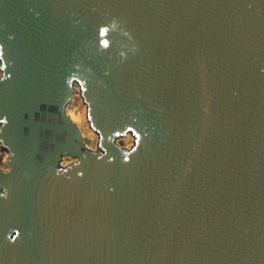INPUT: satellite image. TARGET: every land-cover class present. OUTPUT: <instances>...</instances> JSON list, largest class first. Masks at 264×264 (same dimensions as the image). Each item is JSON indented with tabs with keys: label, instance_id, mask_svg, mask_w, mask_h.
<instances>
[{
	"label": "water",
	"instance_id": "95a60500",
	"mask_svg": "<svg viewBox=\"0 0 264 264\" xmlns=\"http://www.w3.org/2000/svg\"><path fill=\"white\" fill-rule=\"evenodd\" d=\"M0 69V264H264V0H0Z\"/></svg>",
	"mask_w": 264,
	"mask_h": 264
},
{
	"label": "rangeland",
	"instance_id": "374dc122",
	"mask_svg": "<svg viewBox=\"0 0 264 264\" xmlns=\"http://www.w3.org/2000/svg\"><path fill=\"white\" fill-rule=\"evenodd\" d=\"M1 71L2 70L0 69V72ZM72 84L75 87V91L72 94L71 98L69 99L68 103L66 104L67 108H65V110H66L67 115L69 114V113H67V111L68 112L72 111L71 114L73 115L74 120L69 115L68 116L71 118V120L73 122H75L79 126V124H81V112H80L81 108H80V104H78V103H79L80 99H81L82 103H84L85 101H84L83 96H82V87H81L80 83L78 81L74 80L72 82ZM1 126H2V123L0 122V129H1ZM129 134L132 135L133 133L128 132V133L123 134V135H117L114 138L116 144L120 148L125 149V150H129L134 145L135 141L132 142V144H130V145L127 143L128 141H126ZM82 135H83V133H82ZM98 138H99V135H98ZM83 149L89 150V151H94V152H102L103 148H102V145L100 144V138L97 139L96 145L93 146L91 138L88 135H85V137L83 136ZM7 160H8V152L4 148H2V146L0 145V169H2V170L7 169ZM75 161H77L76 158H74L68 154L63 155L62 159L60 160L58 167L59 168H66L71 163H73Z\"/></svg>",
	"mask_w": 264,
	"mask_h": 264
},
{
	"label": "bare ground",
	"instance_id": "6f19581e",
	"mask_svg": "<svg viewBox=\"0 0 264 264\" xmlns=\"http://www.w3.org/2000/svg\"><path fill=\"white\" fill-rule=\"evenodd\" d=\"M78 104H80V108H81V111H80L81 112V124L78 123L79 126H80V127L79 126L78 127H79V129H81L80 130V131H82L81 133H83L82 138H83V136L85 137V135H88L91 138V140H92V145L95 146L96 142H97V139H99L98 138V132L95 129H93L91 124H90V120H89V117H88V105L85 102L82 103L81 99L79 100ZM67 113H69L68 115L74 120V117L71 114L72 111H70V112L67 111ZM126 141H128L127 143L129 145L132 144V142L135 141V136L133 134L132 135L129 134Z\"/></svg>",
	"mask_w": 264,
	"mask_h": 264
}]
</instances>
